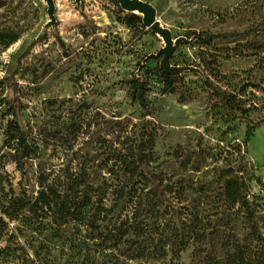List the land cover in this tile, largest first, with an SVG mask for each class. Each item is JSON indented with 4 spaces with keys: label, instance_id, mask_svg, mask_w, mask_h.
<instances>
[{
    "label": "rangeland",
    "instance_id": "1",
    "mask_svg": "<svg viewBox=\"0 0 264 264\" xmlns=\"http://www.w3.org/2000/svg\"><path fill=\"white\" fill-rule=\"evenodd\" d=\"M116 1L54 0L51 18L0 0V264H231L264 242L224 205L239 176L264 214V0H144L172 38L170 86L167 41ZM49 186L100 210L53 214L35 203Z\"/></svg>",
    "mask_w": 264,
    "mask_h": 264
},
{
    "label": "trees",
    "instance_id": "2",
    "mask_svg": "<svg viewBox=\"0 0 264 264\" xmlns=\"http://www.w3.org/2000/svg\"><path fill=\"white\" fill-rule=\"evenodd\" d=\"M116 3L119 5L117 1ZM132 17H136L141 22V16H139L138 14L134 13L132 14ZM15 39H17V37H15L14 40ZM212 41L213 38L209 36L204 40V43L210 44ZM159 71L167 86L172 85L173 79L176 78V76L167 73L161 66ZM147 91H149L148 86H140V100L143 107H146L145 94ZM205 91L207 92V97L212 104L213 109L221 106L223 108V111L227 115L238 117L242 116V118L245 117L244 112L240 108H234L233 106H231L229 98H227L225 95L216 93L215 91H213V89L207 86H205ZM7 107L8 110L13 111V114L16 115V111L12 103H9ZM261 123L263 122H259L257 125L259 126L261 125ZM7 132L8 139L17 140L18 150L22 151L23 156L30 155V153L28 152L30 146L27 142L25 133L23 130H21V127L16 119H14L9 124ZM8 144H10L9 141ZM244 187V183L240 180L239 176H229L226 179L224 185V198L226 200V202H224L225 208L232 211L243 212L245 222L248 223L251 229L250 235H252L253 238L257 237L258 240H261V242H263V236L259 230V227H261V229H263L264 231V214L258 218V221H256L253 208L251 207L252 202H248ZM35 203H41L49 210H54L53 214H55L56 212L57 215H74L75 213H77L74 215L76 219H84L88 215L89 209H94V214L98 213V211L100 210L92 206L91 208H89V202H83L80 204L79 202H71V200H63L59 202V192L50 186L47 188V190H39ZM142 230L143 229H141L139 232H141ZM182 242L183 240L181 239L179 245H181ZM261 244L262 246H260L259 249L252 254H250L248 249H245L244 247H237L234 250V254L232 256L233 260L231 264H264V242ZM155 251H157L156 247L154 248V252Z\"/></svg>",
    "mask_w": 264,
    "mask_h": 264
},
{
    "label": "water",
    "instance_id": "3",
    "mask_svg": "<svg viewBox=\"0 0 264 264\" xmlns=\"http://www.w3.org/2000/svg\"><path fill=\"white\" fill-rule=\"evenodd\" d=\"M76 1H81V0H76ZM121 6L124 9L130 10V11H135V9L140 8L143 11V21L145 24H151L154 26V29L159 31L165 40L167 41V47L165 48V59L162 61L161 67L163 70H165L167 73L172 74L174 71L173 69L168 66V59L170 57L171 50L173 49V44H172V38L170 35V32L167 29L161 28L159 22L156 19V10L155 8L148 2L144 0H117ZM47 5H48V13L51 16V18L54 16V0H46Z\"/></svg>",
    "mask_w": 264,
    "mask_h": 264
},
{
    "label": "bare ground",
    "instance_id": "4",
    "mask_svg": "<svg viewBox=\"0 0 264 264\" xmlns=\"http://www.w3.org/2000/svg\"><path fill=\"white\" fill-rule=\"evenodd\" d=\"M135 12L139 13V14H144L143 11L140 8L135 9Z\"/></svg>",
    "mask_w": 264,
    "mask_h": 264
}]
</instances>
